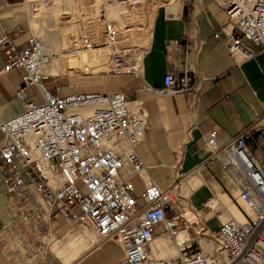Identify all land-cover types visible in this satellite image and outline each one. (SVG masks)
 <instances>
[{
	"label": "built area",
	"instance_id": "2783aa9c",
	"mask_svg": "<svg viewBox=\"0 0 264 264\" xmlns=\"http://www.w3.org/2000/svg\"><path fill=\"white\" fill-rule=\"evenodd\" d=\"M29 1L47 5L54 0ZM138 1L101 0L97 24L73 37L67 50L75 56L105 49L109 73L141 77L142 55L125 44V21L119 25L106 12L110 3ZM220 6L233 31L228 52L250 58L264 51V0H221ZM24 33L14 27L0 35V55L6 57L2 70L24 69L16 96L24 98L25 88L34 87L40 97L28 99L22 112L0 122V172L10 213L0 229V250L10 264H54L49 253L56 218L93 233L99 244L118 242L122 258L115 264H264V168L247 145L248 131L217 149L215 157L250 213L209 231L201 215L180 198L177 179L162 186L143 176L146 166L137 146L147 131L145 109L131 108L121 90L54 93L42 68L55 54L31 33L17 42ZM162 79L164 94L199 92L188 71L165 72ZM215 137L211 131L206 144L213 147ZM182 231L189 238L176 255L154 254L156 236L174 238ZM205 240L213 242L211 252L203 250Z\"/></svg>",
	"mask_w": 264,
	"mask_h": 264
},
{
	"label": "crops",
	"instance_id": "0c3cea01",
	"mask_svg": "<svg viewBox=\"0 0 264 264\" xmlns=\"http://www.w3.org/2000/svg\"><path fill=\"white\" fill-rule=\"evenodd\" d=\"M220 1L164 0L153 14L141 59L142 76H113L95 91H125L131 108L145 109L147 131L137 146L146 166L144 177L154 179L162 186L180 178L176 183L181 199L184 203L190 202L207 226L211 227L213 223V231L225 213L236 220L244 219L241 210L223 194H213L210 179H214L220 191L226 187L222 179L224 170L213 171L215 162H219L215 157L216 150L239 133L248 131L247 145L264 168V51L250 58L228 52L227 40L233 31ZM22 3V0H0V35L4 29L21 27L25 33L17 42L24 41L28 35ZM27 23L31 26L29 17ZM56 38L57 45L47 41V37L44 39L48 51L60 54L59 59L44 70L49 76L71 75L62 73L61 68L67 64L61 55V41ZM5 59L0 55V122L22 112L27 100L35 99L38 94L34 87H26V97L16 96V90L22 86L24 69L17 67L4 72ZM186 71L198 83L197 94L160 92L165 72L181 75ZM87 79L88 76L71 79V85ZM57 87V90L55 86L50 89L58 94L72 91ZM211 131H216L213 147L205 142ZM2 140L0 132V143ZM195 178L202 181L190 185L189 181H195ZM135 182L139 189L142 188L139 177H135ZM211 195L220 200L217 207H211L217 214L215 217H207L204 210ZM9 217L0 172V229ZM53 230L56 237L50 247L49 259L54 264H115L122 258L118 242L109 240L99 244L79 225L56 218ZM204 245L209 247L207 242ZM151 246L158 257H172L178 253L177 245L168 243L163 235L156 236ZM0 264H10L1 250Z\"/></svg>",
	"mask_w": 264,
	"mask_h": 264
},
{
	"label": "rangeland",
	"instance_id": "374dc122",
	"mask_svg": "<svg viewBox=\"0 0 264 264\" xmlns=\"http://www.w3.org/2000/svg\"><path fill=\"white\" fill-rule=\"evenodd\" d=\"M164 0H139L135 3L125 4L124 7L116 6L119 9V14L117 16L114 15V13H109L114 19H117V23L119 25H122L123 21H125V24L128 27V30L124 31V35H127L126 39V45L130 46L129 48L135 49L138 48L140 56L144 53V50L147 45V41L149 39V33H150V25L153 18L154 11L156 7L163 3ZM21 10H23V13L26 15L25 27L27 34H34L41 38L42 41L45 39V34L50 32L51 29H54L55 33L58 34V38L61 41V49L63 52L64 50H67L68 44L70 43V40L73 37H78L82 34L84 30L87 29V27L91 25L97 24V18L100 13V10L102 8L101 0H54V2H51L47 5H44L42 3H39L38 1L31 2L29 0L23 2L21 5ZM28 17L31 20V26L28 22ZM46 18V19H44ZM48 19L51 20V22L48 21ZM71 33V34H70ZM70 34V35H69ZM66 47V48H65ZM50 52V51H49ZM99 52L101 54V66L98 65V62L91 60L92 65L89 64V70H99L98 72H90L85 73L86 70L83 68V62L81 61L85 57H87V54L83 55H66L63 60V62H66V66H72V69L69 70L65 74H71V75H57V76H49L48 80L46 81V84L48 88H52L54 86H59V88H65V89H71L72 91H82V92H95L98 90L97 86L105 83L107 79L113 76H124V75H115L112 73H109L106 67V56H105V50L99 48ZM53 53V52H51ZM65 53V52H64ZM54 56L52 58V61L54 59H59V53L54 52ZM80 55V56H79ZM86 55V56H85ZM79 56V57H78ZM79 59V60H78ZM62 61V60H61ZM69 62V63H68ZM97 64H95V63ZM76 64V65H75ZM76 67H75V66ZM95 67H91V66ZM88 70V71H89ZM65 70H62V73ZM88 76L89 79L83 82H75V85H71V79H79L80 77ZM128 76V75H127ZM33 92L34 89H32ZM35 100L40 101L39 95H35ZM213 171L218 172L219 170H224L221 168V165L218 161L214 164ZM223 175V181L226 185L224 190L220 191L218 188L217 183L214 181V179H210V186L213 189V194L219 196L223 194L227 200L235 204L236 208H239L241 212L244 211L250 213V210L247 209L244 204L238 199V189L237 185L231 178V176L228 175L227 171L224 170L222 172ZM180 178H178L176 181H178ZM218 180V179H217ZM202 179H196L190 180L189 184L192 185L193 182L200 183ZM173 182V181H171ZM161 185V184H160ZM163 186H167V184H163ZM179 190V188H178ZM180 196V191H177ZM226 193V194H225ZM215 195H211L209 197V203L208 206L204 208L206 212V216H212L215 217L217 214L213 213V209L211 207H217L216 205L219 203V197H215ZM181 198V196H180ZM188 202H189V193L187 196ZM211 200V201H210ZM183 201V200H182ZM184 202V201H183ZM190 205V202H189ZM209 207V208H208ZM201 215V214H200ZM203 218V216H201ZM227 218H231L230 215H226L223 218L219 219V223L221 221H224ZM237 219V220H242ZM206 225V224H205ZM219 225V224H218ZM211 227L207 226V229L209 231H213L215 228V225L211 223ZM185 233V232H184ZM94 239H96V236L93 233H90ZM188 235V234H187ZM165 237V240H167L168 243H170L173 238L168 237L166 234L163 235ZM189 238V235L187 236ZM187 238V240H188ZM206 242H209V240H205ZM203 250L210 252L207 250L204 243H202ZM174 249V248H173ZM210 250V247L208 248Z\"/></svg>",
	"mask_w": 264,
	"mask_h": 264
},
{
	"label": "bare ground",
	"instance_id": "6f19581e",
	"mask_svg": "<svg viewBox=\"0 0 264 264\" xmlns=\"http://www.w3.org/2000/svg\"><path fill=\"white\" fill-rule=\"evenodd\" d=\"M54 2V1H53ZM119 4V3H118ZM117 4V2H115V3H110V4H108V6H107V9H106V12H108V13H114V15L115 16H117L118 14H119V9L116 7V6H119ZM119 7H124V6H122V5H120ZM44 19H46V18H44ZM48 21L49 22H51V20L50 19H48ZM71 34V33H70ZM69 34V35H70ZM45 36L47 37V41H49V42H51V43H53V44H55V45H57V43H56V40L58 41V39L56 38L57 37V34L55 33V31H54V29H51L50 30V32H48V33H46L45 34ZM43 43H44V41H43ZM45 45V44H44ZM59 45V44H58ZM53 48V47H52ZM59 48V47H58ZM66 48V47H65ZM105 50V49H104ZM106 51V50H105ZM58 52V51H57ZM65 52V53H64ZM64 52L62 51V53H61V55H64V57L66 56V55H71V50H64ZM66 54V55H65ZM84 54H87V53H84ZM81 55H83V54H81ZM59 56H60V54H59ZM86 56V55H85ZM89 57L91 58V60H94V61H96V62H98V65L99 66H101V54H100V52H99V49H96L95 51H91L89 54H87V57H85L84 59H82L83 61H87L88 62V65L90 64V65H92V62H90V59H89ZM65 59V58H64ZM55 60V59H54ZM53 60V61H54ZM52 60L48 63V64H46L45 66H47V65H49L51 62H53ZM69 63V62H68ZM93 63H95V62H93ZM95 64H97V63H95ZM76 65V64H75ZM74 65V66H75ZM45 66H43V68H42V71L46 74V72H45V70H44V68H45ZM73 66V65H72ZM72 66H68V67H63V68H61V70H65L64 72H68L69 70H67V69H72L73 67ZM76 67V66H75ZM91 67H95L94 65L93 66H91ZM85 70H86V72L85 73H90V72H93V71H100V68H102V67H100L99 68V70H92V71H90L89 70V68L88 67H83ZM89 70V71H88ZM143 176H144V174H143ZM242 213V215H243V212H241ZM243 217H244V215H243ZM229 219H234V218H227V219H225V220H229ZM236 220V219H235ZM244 219H242V220H238V221H243ZM187 240V234H186V232L184 233V231H182V232H180L176 237H174L173 238V240L170 242V243H172L174 246H176L177 245V247H178V251H179V245L180 244H182V243H184L185 241ZM153 241V240H152ZM152 243V242H151ZM207 244L209 245V247H210V250L208 249L209 247H207V250L208 251H212L213 249H214V244H213V242L211 241V240H209V242H207ZM207 252V251H206ZM165 258H168V257H165Z\"/></svg>",
	"mask_w": 264,
	"mask_h": 264
}]
</instances>
